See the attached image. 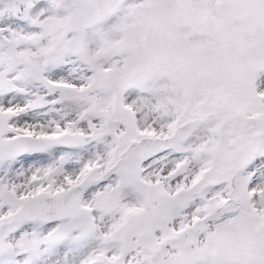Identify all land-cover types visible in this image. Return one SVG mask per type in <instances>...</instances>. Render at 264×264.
Listing matches in <instances>:
<instances>
[{
  "label": "rangeland",
  "instance_id": "1",
  "mask_svg": "<svg viewBox=\"0 0 264 264\" xmlns=\"http://www.w3.org/2000/svg\"><path fill=\"white\" fill-rule=\"evenodd\" d=\"M41 151L0 179V264H264V0H0V164ZM80 183L76 218L21 214Z\"/></svg>",
  "mask_w": 264,
  "mask_h": 264
},
{
  "label": "bare ground",
  "instance_id": "2",
  "mask_svg": "<svg viewBox=\"0 0 264 264\" xmlns=\"http://www.w3.org/2000/svg\"><path fill=\"white\" fill-rule=\"evenodd\" d=\"M207 125H203L201 127L198 128V131L199 132H205L207 130ZM8 129H10L11 131L14 129V127H9ZM115 130V129H114ZM209 132H210V129H209ZM113 134V132H111ZM113 144L114 146V143H113V138H111V140H109V144ZM25 153V154H16V155H10L6 160H5V164H7V166L11 167L13 165H16L19 161H22L23 158H28L30 161H33V163H35L36 161L38 162L39 160H41V163L44 165L45 169L49 168L50 167V164L52 163L53 159L55 157H51L50 154L47 155L48 158L45 159L43 157H46V152L45 153ZM175 158V157H174ZM75 165L79 166L80 168V162H73ZM84 161H82V164H81V167H83L84 165ZM4 164V163H3ZM3 168L4 166L3 165H0V179L2 178L3 176ZM182 180V177H178L177 179H175L174 182H172V186L173 187H176V186H180V184L182 183L181 182ZM18 182H14V181H11V184L13 186H16ZM55 184L58 185L59 184V181H55ZM10 239V241L12 242L14 240V234L13 233H9V236H8V240ZM100 244H95L94 241H92V239L90 240H85V242H83L80 246L82 248H94L95 246H98Z\"/></svg>",
  "mask_w": 264,
  "mask_h": 264
},
{
  "label": "water",
  "instance_id": "3",
  "mask_svg": "<svg viewBox=\"0 0 264 264\" xmlns=\"http://www.w3.org/2000/svg\"><path fill=\"white\" fill-rule=\"evenodd\" d=\"M78 191H81V190H78ZM62 195H65V196H69L71 198V203L72 205H69L67 210L68 212L72 213V212H76L75 208L77 209V203H78V200L81 196V193L80 192H77L73 189V191H67V192H62L61 193ZM59 195V194H57Z\"/></svg>",
  "mask_w": 264,
  "mask_h": 264
}]
</instances>
